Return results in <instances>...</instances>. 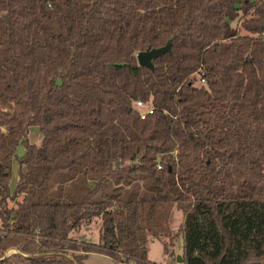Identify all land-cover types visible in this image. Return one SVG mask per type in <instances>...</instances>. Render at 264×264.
Returning <instances> with one entry per match:
<instances>
[{
  "label": "trees",
  "instance_id": "trees-1",
  "mask_svg": "<svg viewBox=\"0 0 264 264\" xmlns=\"http://www.w3.org/2000/svg\"><path fill=\"white\" fill-rule=\"evenodd\" d=\"M58 168L94 184L52 201ZM96 218L98 242L70 236ZM178 236L181 264H264V0H0V264H157Z\"/></svg>",
  "mask_w": 264,
  "mask_h": 264
},
{
  "label": "rangeland",
  "instance_id": "rangeland-1",
  "mask_svg": "<svg viewBox=\"0 0 264 264\" xmlns=\"http://www.w3.org/2000/svg\"><path fill=\"white\" fill-rule=\"evenodd\" d=\"M79 82L75 84L74 92H84L85 86L80 85ZM79 85V86H77ZM40 134L39 129L37 126H34L32 131L29 134V138L31 141L39 143L40 142ZM23 152V145L19 144L16 149V154L20 156ZM17 161L16 158H13V165H12V175L10 180V185L14 188L16 181L18 180L17 175ZM41 169H32L31 178H30V186L32 187V196H35L36 185L37 181L41 179L42 175L40 173ZM42 172V171H41ZM128 178V177H127ZM124 178H119L117 180L113 179L111 184L108 183L106 188H109V184L111 187H116L120 194H123L127 191L132 192L135 191L136 193L140 194L141 192H146V179L143 178H128L127 182L124 181ZM93 181L89 179V177L84 180L82 176H76V178L69 177L64 173L62 168L56 169L54 172L53 177L50 179L46 195L52 201H76L79 200L82 195L88 190V187L93 185ZM115 191L110 189L109 193H114ZM22 195H19L17 199H21ZM14 205L12 200L8 201V206ZM182 219V213L179 209H173L171 213L170 219V227L175 232L178 228L179 223ZM101 224V219L96 218L90 224L81 226L80 228L73 230L70 232V236L77 241L83 240L88 242H98L99 240V228ZM172 251L175 253V257L170 256L168 253L163 251V244L157 238L150 239L148 243V258L157 263V264H181L176 258L181 251V238L178 236V239H174V245ZM15 252L13 249H9L6 253ZM83 264H123V263H116L112 261L107 255L91 252L89 253L84 261Z\"/></svg>",
  "mask_w": 264,
  "mask_h": 264
},
{
  "label": "water",
  "instance_id": "water-1",
  "mask_svg": "<svg viewBox=\"0 0 264 264\" xmlns=\"http://www.w3.org/2000/svg\"><path fill=\"white\" fill-rule=\"evenodd\" d=\"M170 47H171V40H167V42L163 46L156 48H147L145 50L139 51L136 54L137 62L141 66H145L148 67L149 69H152L153 59L157 58L158 56L164 53H170L171 52ZM176 258L179 262H181L182 259L180 254H178Z\"/></svg>",
  "mask_w": 264,
  "mask_h": 264
},
{
  "label": "built area",
  "instance_id": "built-area-1",
  "mask_svg": "<svg viewBox=\"0 0 264 264\" xmlns=\"http://www.w3.org/2000/svg\"><path fill=\"white\" fill-rule=\"evenodd\" d=\"M134 106L139 109V114L141 118H144L147 113H150L152 111V107L146 105L144 102L138 100L134 103ZM157 167H160L157 165ZM14 251V249H13Z\"/></svg>",
  "mask_w": 264,
  "mask_h": 264
}]
</instances>
